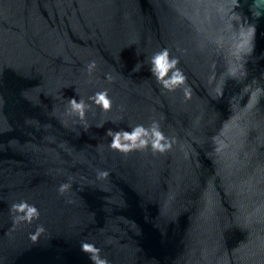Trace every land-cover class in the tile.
<instances>
[{
	"label": "water",
	"instance_id": "1",
	"mask_svg": "<svg viewBox=\"0 0 264 264\" xmlns=\"http://www.w3.org/2000/svg\"><path fill=\"white\" fill-rule=\"evenodd\" d=\"M212 2L0 0V264H92L81 242L109 264H264V15L241 0L237 31ZM161 48L174 91L150 72ZM104 89L108 112L88 99ZM153 121L170 150L109 147ZM20 201L39 218L14 223Z\"/></svg>",
	"mask_w": 264,
	"mask_h": 264
},
{
	"label": "clouds",
	"instance_id": "2",
	"mask_svg": "<svg viewBox=\"0 0 264 264\" xmlns=\"http://www.w3.org/2000/svg\"><path fill=\"white\" fill-rule=\"evenodd\" d=\"M208 7L215 9V15L217 22L221 25L227 19L228 14L239 17V24L236 19L231 20L233 29L239 31L244 26V15L238 10L241 7V0H213ZM255 9V11H254ZM221 10H227L222 12ZM249 11L251 16L258 19L264 15V12L256 7V0H251L249 5ZM247 29L250 30L251 36L255 37L256 26L249 23ZM179 60L175 57H170L169 50L167 48H161L155 52L149 58L150 72L155 77L156 82L161 88L168 91H174L182 85H186V76L183 71L177 67ZM96 62L91 61L87 65L89 72L95 68ZM135 70H138L137 68ZM111 79V77H109ZM185 97L190 98V93L185 86L183 89ZM223 95V93H221ZM243 96H241V99ZM92 103L99 106L103 112H108L112 107V101L108 96V90L104 89L97 91L88 98ZM245 103L244 105H246ZM88 105L83 99L77 100L76 98L68 99V107L66 111L74 114L78 119L83 120L85 111ZM228 117L227 119H230ZM107 135L111 137L109 147L111 149L120 151L127 154L130 151L142 150L145 148H151L153 153H164L171 149L174 141L165 137L164 133L160 130V126L156 121H153L149 127L143 125H136L131 127V131H115L108 130ZM109 176L107 170H97V179H106ZM70 183H62L58 187V193L64 194L70 189ZM10 213L13 211L16 213L14 217V223L26 222L30 224L33 220L38 219L40 213L36 206L30 205L26 201H20L10 206ZM42 226H37L35 229L36 235L43 231ZM36 235H32V239H36ZM82 251L90 254V260L92 264H109L105 258H100V249L90 242H81Z\"/></svg>",
	"mask_w": 264,
	"mask_h": 264
}]
</instances>
